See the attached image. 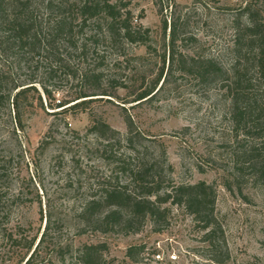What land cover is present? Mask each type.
<instances>
[{
    "label": "rangeland",
    "instance_id": "1",
    "mask_svg": "<svg viewBox=\"0 0 264 264\" xmlns=\"http://www.w3.org/2000/svg\"><path fill=\"white\" fill-rule=\"evenodd\" d=\"M110 1L130 15L133 26L151 31L149 48L128 46L127 61L113 71L108 59L101 82L90 85L64 74L47 79V64L39 62L37 70L34 65L20 77L36 75L44 83L35 85L42 106L31 91L20 107L22 128L15 126L13 108L0 105V167L5 175L0 186L5 204L0 214V264L19 261L18 250L2 240L4 233L34 237L37 244L44 231L40 264H72L76 249L98 244L106 246L104 257L112 264H207L202 232L183 209L172 208L163 225L147 220L131 234L93 231L78 218L84 204L102 194V185L127 183L130 173L120 170L123 163L130 170L150 161L160 167L164 159L174 184L205 182L215 187V215L230 253L227 264H264V185L254 182L246 167L235 166L228 154L234 131L221 86L200 85L180 72L169 74L168 54L163 62V23L182 21L181 33L188 42L177 46V53L225 65L235 20L243 23L247 9L264 17V0ZM162 70L157 93L134 102ZM80 91L96 96L72 111L52 110ZM94 119L115 131L113 140L90 132ZM67 248L71 252H64Z\"/></svg>",
    "mask_w": 264,
    "mask_h": 264
},
{
    "label": "trees",
    "instance_id": "2",
    "mask_svg": "<svg viewBox=\"0 0 264 264\" xmlns=\"http://www.w3.org/2000/svg\"><path fill=\"white\" fill-rule=\"evenodd\" d=\"M122 9L110 0H0V105L7 103L13 108L16 128H22V101L31 91L38 95L35 85L44 84L37 81L36 75L21 79L20 75L29 72L34 65L37 70L38 64H47L44 72L47 79L64 74L90 85L101 82L108 59H111L109 67L113 71L127 61L128 46L149 48L151 31L133 26L130 15ZM245 13L246 20L243 23L235 20L233 25L234 39L227 47L225 65L217 59L177 53V46L188 42L181 33L185 24L181 21L168 26L164 21L163 34L167 43L163 62L165 64L168 54L169 74L180 72L192 76L200 85L221 86L227 101V118L234 131V144L229 147L228 154L235 159V166L242 170L246 167L252 180L264 185V17L249 9ZM88 60H92L91 63L87 64ZM162 73L163 70L155 84L142 91L134 102L147 101L157 93ZM43 93L50 96L47 89H43ZM94 96L80 91L74 100L58 102L52 110L72 111L88 104ZM38 99L42 106L39 95ZM131 124L127 121L128 128ZM90 132L107 142L113 140L115 134L97 119ZM166 162L164 159L160 167L154 161L139 163L137 168L130 170L123 163L120 170L130 173L127 183L102 185V194L97 200L86 202L78 218L93 231L120 230L131 234L140 231L147 220L156 226L163 225L172 208L183 209L202 232L206 249L204 262L227 264L230 253L215 215V187L205 182L174 184L168 175L171 167ZM4 182L5 175L0 167V186ZM4 205L0 197V214ZM46 237L44 231L36 244L34 237L27 239L16 233H4L2 240L18 250L17 264H40L39 251ZM64 252H71V249ZM105 252L103 244L84 245L76 249L72 264H112L106 261Z\"/></svg>",
    "mask_w": 264,
    "mask_h": 264
},
{
    "label": "built area",
    "instance_id": "3",
    "mask_svg": "<svg viewBox=\"0 0 264 264\" xmlns=\"http://www.w3.org/2000/svg\"><path fill=\"white\" fill-rule=\"evenodd\" d=\"M157 258H159V257L157 256ZM175 259H176L175 256H171V260H175Z\"/></svg>",
    "mask_w": 264,
    "mask_h": 264
}]
</instances>
